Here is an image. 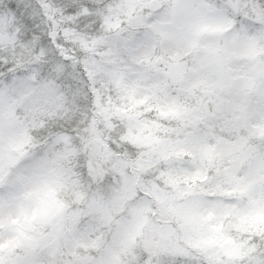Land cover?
<instances>
[{
    "label": "snow or ice",
    "instance_id": "snow-or-ice-1",
    "mask_svg": "<svg viewBox=\"0 0 264 264\" xmlns=\"http://www.w3.org/2000/svg\"><path fill=\"white\" fill-rule=\"evenodd\" d=\"M0 264H264V0H0Z\"/></svg>",
    "mask_w": 264,
    "mask_h": 264
}]
</instances>
